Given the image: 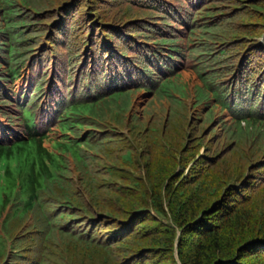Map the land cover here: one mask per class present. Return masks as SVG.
I'll use <instances>...</instances> for the list:
<instances>
[{
  "label": "trees",
  "instance_id": "16d2710c",
  "mask_svg": "<svg viewBox=\"0 0 264 264\" xmlns=\"http://www.w3.org/2000/svg\"><path fill=\"white\" fill-rule=\"evenodd\" d=\"M262 37L264 0H0V264H264Z\"/></svg>",
  "mask_w": 264,
  "mask_h": 264
},
{
  "label": "rangeland",
  "instance_id": "374dc122",
  "mask_svg": "<svg viewBox=\"0 0 264 264\" xmlns=\"http://www.w3.org/2000/svg\"><path fill=\"white\" fill-rule=\"evenodd\" d=\"M175 256H176V259L178 260V254H177V251L176 250H175Z\"/></svg>",
  "mask_w": 264,
  "mask_h": 264
},
{
  "label": "bare ground",
  "instance_id": "6f19581e",
  "mask_svg": "<svg viewBox=\"0 0 264 264\" xmlns=\"http://www.w3.org/2000/svg\"><path fill=\"white\" fill-rule=\"evenodd\" d=\"M4 20V19H3ZM9 47V46H8Z\"/></svg>",
  "mask_w": 264,
  "mask_h": 264
},
{
  "label": "clouds",
  "instance_id": "9594fccd",
  "mask_svg": "<svg viewBox=\"0 0 264 264\" xmlns=\"http://www.w3.org/2000/svg\"><path fill=\"white\" fill-rule=\"evenodd\" d=\"M126 131V130H125Z\"/></svg>",
  "mask_w": 264,
  "mask_h": 264
}]
</instances>
